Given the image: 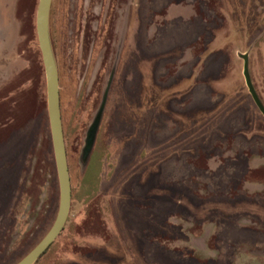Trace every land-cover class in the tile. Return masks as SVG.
Returning <instances> with one entry per match:
<instances>
[{
	"label": "rangeland",
	"instance_id": "1",
	"mask_svg": "<svg viewBox=\"0 0 264 264\" xmlns=\"http://www.w3.org/2000/svg\"><path fill=\"white\" fill-rule=\"evenodd\" d=\"M39 1L0 0V264L60 206ZM51 23L73 196L35 264H264V114L240 56L264 104V0H54Z\"/></svg>",
	"mask_w": 264,
	"mask_h": 264
},
{
	"label": "water",
	"instance_id": "2",
	"mask_svg": "<svg viewBox=\"0 0 264 264\" xmlns=\"http://www.w3.org/2000/svg\"><path fill=\"white\" fill-rule=\"evenodd\" d=\"M53 0H40L37 10V34L39 46L46 73L47 82V97H48V111L52 132L53 147L55 153V160L58 172V179L60 185V206L57 218L51 230L43 238V240L19 263L17 264H35L51 247L56 239L64 231L71 210L73 186L68 162V153L65 140V132L63 125L62 107H61V92H60V76L59 66L55 57L52 39H51V10ZM245 60L244 74L247 85L250 89L254 99L259 106V109L264 114V104L258 94L253 78L250 72V58L249 54H240ZM103 110V108H102ZM100 115H102V111ZM98 130V122L93 126L89 138L88 152L92 149L96 132Z\"/></svg>",
	"mask_w": 264,
	"mask_h": 264
},
{
	"label": "flooded vegetation",
	"instance_id": "3",
	"mask_svg": "<svg viewBox=\"0 0 264 264\" xmlns=\"http://www.w3.org/2000/svg\"><path fill=\"white\" fill-rule=\"evenodd\" d=\"M53 5H54V0H53V4H52V10H51V20H52V16H53ZM51 39H52V45H53V49H54V53H56L57 54V39H56V37H55V31H53V27H52V23H51ZM56 54H55V57H56ZM59 76H60V84H61V75H60V72H59ZM107 95V94H106ZM62 96V95H61ZM62 98V97H61ZM61 101H62V99H61ZM63 102V101H62ZM62 102H61V105H62ZM101 121H102V115H100V116H98L97 118H96V120L94 121V124H93V126L96 124V122H98V129H99V126H100V124H101ZM64 125V124H63ZM93 126H92V128H93ZM92 128L90 129V132H91V130H92ZM64 132H65V127H64ZM90 132L88 133V136H87V139H86V148L88 147L89 148V145H90V143H89V138H91L90 137ZM97 132H98V130H97ZM97 132H96V134H97ZM65 136H66V132H65ZM65 140H66V147H67V136L65 137ZM95 140H96V137H95V139H94V142H95ZM94 142H93V145H94ZM93 145H92V147H93ZM87 151V150H86ZM85 151V152H86ZM67 153H68V148H67ZM87 154H89V152L87 151ZM68 162H69V159H68ZM69 168H70V166H69Z\"/></svg>",
	"mask_w": 264,
	"mask_h": 264
}]
</instances>
